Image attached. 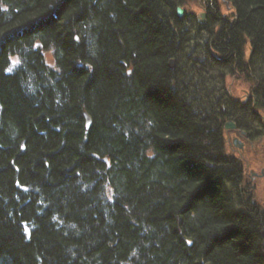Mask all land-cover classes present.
I'll use <instances>...</instances> for the list:
<instances>
[{"label": "trees", "instance_id": "1", "mask_svg": "<svg viewBox=\"0 0 264 264\" xmlns=\"http://www.w3.org/2000/svg\"><path fill=\"white\" fill-rule=\"evenodd\" d=\"M226 1L207 55L229 77L264 55V0ZM185 3L0 0V264H264L224 130L262 135L264 77L248 106L187 80Z\"/></svg>", "mask_w": 264, "mask_h": 264}, {"label": "rangeland", "instance_id": "2", "mask_svg": "<svg viewBox=\"0 0 264 264\" xmlns=\"http://www.w3.org/2000/svg\"><path fill=\"white\" fill-rule=\"evenodd\" d=\"M198 4V0H186L184 7L186 8V11L197 13L199 10ZM222 10L224 12L228 11L224 6ZM187 28L189 29L188 42L186 41L187 43H184L183 46L179 45L181 49L178 53V57L181 68H187L186 63H192V66H190L189 69L190 71L187 73L188 80H192V82L196 84L197 89H202V87H204L205 90L212 93V95L214 92H217L215 89L219 87V80H224V87L226 86V88L230 90L232 97L240 102L245 101L246 95L244 91L248 92V90H250V83L248 82L247 77L241 75L240 73H235L231 77H226L222 76V73L218 75V73L215 72V68L217 67L214 66V62L213 64L211 63L210 56L207 55V49L210 47L209 39H207L210 28H200L196 30L192 24H188ZM244 50L245 53H243V55L248 57V47ZM47 57L50 59L49 54H47ZM246 59L247 58H244V61H246ZM251 66L252 70H255L253 72L254 77H264V61L255 58L252 60ZM216 94H218V92ZM248 103H253L251 98ZM261 119L264 121V112L261 114ZM255 141L254 146L250 145L246 147L243 156L246 160L248 159L249 165H246L248 169L252 168L255 171H259L262 167H264V140L261 142L259 140ZM244 164H246V161H244ZM244 179V190L246 191L241 193L246 196H252V199L250 198V202L251 200L253 202H251V210L255 209V211L261 212L263 220L264 175L261 178H254L251 181L248 177V172L244 171Z\"/></svg>", "mask_w": 264, "mask_h": 264}, {"label": "flooded vegetation", "instance_id": "3", "mask_svg": "<svg viewBox=\"0 0 264 264\" xmlns=\"http://www.w3.org/2000/svg\"><path fill=\"white\" fill-rule=\"evenodd\" d=\"M199 4H198V8L199 10L197 11V13H193L190 11H186L185 9V14L183 16V23H185V28L187 29L186 31L189 33V29L188 24H192L194 26V28H196V30L200 29V28H210V31L208 32V36L207 39H209V43L211 45V43L218 39V38H212L211 39V35L212 34H218L220 29V26L223 22L225 23H231V19L229 18V11L224 12L222 10L223 6L226 7V10H228L229 5L226 3L225 0H198ZM223 21V22H222ZM217 30V31H216ZM206 39V38H204ZM215 49L217 51H220L219 48H217V46L219 45L218 42H215L214 44ZM215 51V50H214ZM251 56L248 57V59L246 60V63H243L242 66L243 68L240 67V69H244L245 74L250 70V66H249V60H250ZM228 58L225 57L223 60H227ZM241 71V70H240ZM245 92V101H241L242 103H248L249 99L251 98L252 102L254 101L253 99V92L252 89L250 88V90L244 91ZM230 134V138L233 136H237L239 137L242 142L243 145L246 146H250L253 145L256 142L254 138H252V133H250V131L245 130L243 128H237V126L233 129V132L229 133ZM264 140V131L263 134L261 135V137H259V141H263Z\"/></svg>", "mask_w": 264, "mask_h": 264}, {"label": "water", "instance_id": "4", "mask_svg": "<svg viewBox=\"0 0 264 264\" xmlns=\"http://www.w3.org/2000/svg\"><path fill=\"white\" fill-rule=\"evenodd\" d=\"M175 12H176V15L178 17H182L183 14H184L183 9L180 8V7H176V11ZM168 66L171 69L174 67V59L173 58H171L168 61ZM84 117L86 118V126H90V124H91V118H89V116L87 115V113H84ZM226 123L227 124L225 125V129H233L235 127L234 126L235 124L234 123H231L230 121H227ZM232 143H233V145L235 147L242 148V145L240 144V142L236 138L233 139ZM263 174H264V168H262V170L260 171L259 174L253 172V170H251V172H250V175H256V176H262Z\"/></svg>", "mask_w": 264, "mask_h": 264}, {"label": "bare ground", "instance_id": "5", "mask_svg": "<svg viewBox=\"0 0 264 264\" xmlns=\"http://www.w3.org/2000/svg\"><path fill=\"white\" fill-rule=\"evenodd\" d=\"M178 18V17H177ZM172 20V22H174V19H171ZM180 21H183L181 18H178V20L176 21V22H180ZM257 59H259V60H262V61H264V55H260V54H258L257 55ZM238 61L240 62V64H238ZM240 67L241 68H243V66H242V63H241V58H239L238 60H237V62H235V65H233V68H232V72H233V74H235V73H240V74H242V75H244L245 74V71H244V69H240ZM215 72L216 73H218V75L221 73V71L220 70H218L217 68H215ZM241 70V71H240ZM223 73V72H222ZM225 73V72H224ZM218 75H217V77H218ZM224 75V74H223ZM248 75H250V72H248ZM224 76H226V75H224ZM187 80H188V78H187ZM248 104H250V103H247V104H243V103H241V105H247L248 106Z\"/></svg>", "mask_w": 264, "mask_h": 264}]
</instances>
